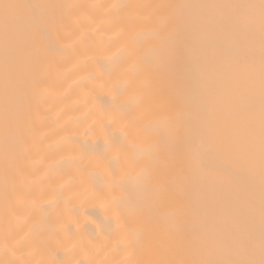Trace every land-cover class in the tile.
Wrapping results in <instances>:
<instances>
[{
    "label": "bare ground",
    "instance_id": "6f19581e",
    "mask_svg": "<svg viewBox=\"0 0 264 264\" xmlns=\"http://www.w3.org/2000/svg\"><path fill=\"white\" fill-rule=\"evenodd\" d=\"M0 264H264V0H0Z\"/></svg>",
    "mask_w": 264,
    "mask_h": 264
}]
</instances>
